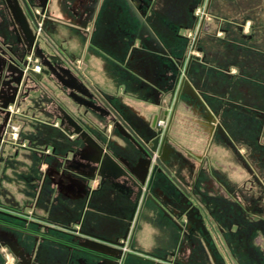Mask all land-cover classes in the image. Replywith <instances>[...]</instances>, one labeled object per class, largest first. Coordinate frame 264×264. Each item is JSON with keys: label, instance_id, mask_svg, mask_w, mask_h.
<instances>
[{"label": "crops", "instance_id": "crops-1", "mask_svg": "<svg viewBox=\"0 0 264 264\" xmlns=\"http://www.w3.org/2000/svg\"><path fill=\"white\" fill-rule=\"evenodd\" d=\"M30 1L38 7L39 2L35 5ZM141 1L145 3L141 10L143 21L162 48L175 58L187 50L195 59L187 73L188 82L220 114L221 135L211 137L198 131V138H207V147L203 141L194 145L186 138L178 140L183 149L192 150L199 159L194 172L181 168L178 159L172 163L173 171L189 184L193 178L198 195L210 196L208 183L217 186L220 182L248 202L255 197L253 181L259 178L264 183V145L259 148L254 142L261 135L264 143V12L252 22L237 18L244 14L242 0ZM78 2L47 1L46 13L52 21L45 24L46 38L39 42L40 50L58 70L66 68L69 79L89 84L91 91L113 106L141 138H147L153 115L169 108L166 101L162 108L156 104L157 91L152 85L163 72L160 54L137 47L141 40L148 41L141 35V22L134 13L138 12L139 2L101 0L84 32L76 27L79 21L70 11ZM202 3L204 7L208 3V12L204 22L199 18L196 23L192 10ZM237 20L241 21L237 27L239 36L232 32ZM14 28L4 1L0 0V67L7 59L18 61L24 57ZM195 36L199 49L191 50ZM26 57L29 64H36L33 54ZM250 60L256 62L255 66L249 64ZM233 67H238L242 77L246 75L245 83L242 80L237 85L227 78L225 72ZM11 76H16L15 72ZM1 89L2 94H10V89ZM237 93L246 102L236 99ZM72 94L81 98L54 77L40 85H35L32 78H24L19 103L9 105L16 110L20 140L26 147L12 148L7 144L0 151V210L7 220L18 223L21 233L12 240L24 253L34 254L38 264H99L94 255L77 249L66 252L65 242L77 243L68 231L120 240L135 203V188L118 168H124L125 163L130 169L135 168L139 156L136 148L107 115L77 104L71 99ZM95 100L92 102L97 104ZM3 104L0 100V106ZM234 108H256L262 116L256 119ZM184 112L180 107L178 116ZM4 118L0 112V129ZM261 123L262 129L257 132ZM76 125L102 146L104 154L81 137ZM230 144H243L248 157L258 158V169L243 162ZM242 183L248 189L244 194L239 192ZM152 187L153 197L161 192L171 193L161 177L155 178ZM206 201L210 207L216 204L214 199ZM132 225L129 242L140 256L154 261L167 258L169 264H227L222 257L213 258L198 234H183L155 201H139ZM29 232L39 234V241L26 234ZM0 251V264L4 259L8 261L4 264H10L13 259L7 249L0 246ZM232 251L241 258L237 249ZM101 253L106 260L102 264L115 260L110 254ZM118 262L151 264L126 256Z\"/></svg>", "mask_w": 264, "mask_h": 264}, {"label": "flooded vegetation", "instance_id": "flooded-vegetation-1", "mask_svg": "<svg viewBox=\"0 0 264 264\" xmlns=\"http://www.w3.org/2000/svg\"><path fill=\"white\" fill-rule=\"evenodd\" d=\"M100 1L101 0H79L78 5L70 10L79 21L76 27L80 31L84 32L86 26L93 20ZM137 1L139 2L138 12L135 10L134 13L141 22V35L146 36L148 40L147 42L141 40L137 47L140 49L149 48L160 54L159 58L164 62L163 72L159 74L155 83L152 85L157 91L156 104L159 108H162L164 107V101H166L169 108V111L163 110V112L159 111L153 115L148 126L149 136L147 138H141L134 129L121 118L120 114L113 106L109 105L102 97H97L98 95L94 90L91 91L92 88L90 89L89 84L85 85L69 79L67 75L70 73L66 68L58 70L45 59L39 48V42L46 38L44 35L45 24L52 21L50 16L46 13V10L44 14L41 15L42 20L39 23V29L36 31L37 39L35 45L38 47L39 51L34 50L31 54H33L37 62L35 65H32L27 61L28 69L35 72L36 75L38 74V76H32L35 85L44 84V82H48L49 79L52 81L54 77L62 87L72 88L81 96V98H78L76 95L72 94L73 96L71 95V99H73L74 102L77 101L76 103L81 106L89 102L95 107L93 108L94 110L107 115L113 126L121 132L134 148H136L139 154L134 169H130L126 163L124 168L118 169V172L124 175L126 180L135 188V203L130 220L125 229V232L127 229L129 230L124 246L122 248L114 246L115 249L98 246L95 243L100 242L96 239L99 237L90 236L79 230L68 231L69 236H73L74 240H77L75 241L77 243L68 241L65 242L63 246L67 253L77 249V251L79 250L94 255V257L98 259L99 264L105 263L106 261L101 252L108 253L113 257L119 255V251L117 250H122L124 253L129 252L132 247L129 242L133 231L132 223L138 212L139 201L142 199L145 201H155L162 209L163 213L176 224L183 234H198L200 240L210 251L213 258H216V256L222 257L227 264H264V183L260 181L259 178H256L253 188H251L254 189L255 187L256 189L254 192L255 197L249 199L248 202L244 201V197L235 196L233 191L225 188L220 182L217 183V186L208 183L207 192L211 193L210 196L204 194L198 195L192 183L193 178L189 184L172 169V163H174V160L178 159L181 168L185 166L188 171L194 172L195 162H199V159L192 150L183 149L181 145H179L178 140L186 138L194 145H200L202 143V140L198 138V131H200L198 126L202 125L200 116L203 110L206 113L203 118L205 125L209 128V132L206 134L203 132L202 134L211 137H214V135H221L220 129L222 125L219 120L220 114L216 110L210 108L204 95L193 88L188 82L187 73L190 65L195 59L190 56L189 52L187 53V50L184 55L179 58L172 57L164 50L143 21V12L141 10L145 6V3L141 0ZM43 2L44 0H39V5ZM29 3L31 4V1ZM197 9H202L206 16L208 12V3L205 4V7L202 3L201 6H196L192 10L193 20L197 23L200 18L202 23L204 19L195 14ZM140 12L142 13L139 14ZM38 14H40V8L38 9ZM139 37L141 36H136V38ZM196 37L197 36H195V40L191 43L189 48L191 50L199 49L196 45ZM55 50L61 55V52L57 48H55ZM26 56L18 61H13L14 66L21 68L22 61L27 60ZM7 63L9 64L8 59L3 61L1 66L4 67ZM35 67H38L39 71H35ZM1 68L2 67H0V69ZM16 77H18V75H16ZM2 78L3 74L0 75V82L3 81ZM22 82L23 78L20 86ZM24 93H26V91ZM183 98L184 103L182 101ZM93 99H96L95 101H98V103H93ZM4 101L6 100H3V102ZM180 107L184 108L185 112L189 114L188 117L182 119V117L178 116ZM181 120L187 123V134H185L183 129L180 130L178 127ZM160 122L162 123L159 124ZM3 126L0 129V134ZM76 129L79 134L83 131L79 125H76ZM133 136L137 137L142 144L140 145L137 141V143L134 142V140H132ZM202 144L204 145V143ZM205 147H207V145H205ZM231 147L238 152V150L233 147V144ZM242 160L244 162V159ZM128 170H130V173ZM145 171H147L146 174H144ZM156 177H161L164 180L168 187L171 188L172 194L161 192L159 193L160 197H153L152 185ZM138 188L141 189L140 198H138ZM247 190L244 183H242L239 188L240 194L246 193ZM208 199H211V201L214 199L216 204L210 207L206 203ZM1 213L4 214V212ZM26 234L31 235L35 242H38L40 239L39 234L31 232ZM123 237L120 240H114V242L123 243ZM11 241L14 242L12 239L0 235V244ZM232 247L242 254L241 258L238 259L234 255ZM5 248L13 259L10 264H21L20 259L16 258L7 247ZM22 253L26 259H30L31 264H38L34 258V254H26L23 251ZM158 261L163 264H169L170 262L167 258H159L156 262ZM110 262L112 264H121L117 259H112Z\"/></svg>", "mask_w": 264, "mask_h": 264}, {"label": "water", "instance_id": "water-1", "mask_svg": "<svg viewBox=\"0 0 264 264\" xmlns=\"http://www.w3.org/2000/svg\"><path fill=\"white\" fill-rule=\"evenodd\" d=\"M3 1H4L5 6H6V9L8 10L10 19L14 24L15 28L13 31H14V34L16 37V41L21 47V50L23 52V56L30 55L32 53V51H34V50L39 51L38 47L35 45L36 39H37L36 31L39 29V23L42 20L41 15H43L45 10H46V3L48 0H44V2L41 5H38V7H35L32 4H30L28 0H3ZM36 8H38V9L40 8V14L35 12ZM21 65H22L21 68L15 67L14 62L11 59L9 61V65L6 67L4 66V67H2L3 69H1V71H3V73L6 75L5 80L0 82V100H2V101L6 100L3 102L4 104L0 106V112L5 114V118H4L2 126L6 123V120H7L8 106L9 105H17V103H19V101H18L19 86L21 84L22 78L24 81V78L26 80H28L29 78H32V76H34V75L38 76V74L36 75L35 72L28 69L27 60L26 61L23 60ZM14 72L16 75H18V77L11 76V74H13ZM1 88L10 89V94H2ZM84 106H86V108L91 109V110L93 108H95L89 102L85 103ZM220 132L223 133L222 129H220ZM81 137L85 138L86 142H88L98 153L104 154V150H103L102 146L99 143H97L95 140H93L90 136H88V134L86 132L82 131ZM130 138H132V137H130ZM132 140H134V142L137 141L138 143H140V145L142 144L139 141V139L135 136H133ZM104 156H106V155H104ZM99 161L100 160H96L95 162H99ZM118 169H120V168H118ZM146 173H147V171L144 172V174H146ZM141 183H143V182H141ZM138 190H139L138 198H140L141 189L138 188ZM128 230L129 229L126 230L125 235L123 237V243L114 242V241L106 240L103 238H96L100 242L95 243V244H97L98 246H102L104 248H109V249H115L114 246L122 248L124 246V242L126 241V239L128 237ZM0 246L7 247L10 250V252L16 258L20 259L21 264H31L30 259H26L24 257L22 251L14 242L11 241V242L1 243ZM117 251H119V255L117 257L114 256V258L117 260H121V259H123L124 256H126V257L136 258V259H139V260H142L145 262H149L151 264H163L160 261L156 262L154 260H150L148 258H144L142 256L135 254V250L132 247L130 248V251L126 252V253H124V251H122V250H117ZM108 256L113 257L112 255H108Z\"/></svg>", "mask_w": 264, "mask_h": 264}, {"label": "rangeland", "instance_id": "rangeland-1", "mask_svg": "<svg viewBox=\"0 0 264 264\" xmlns=\"http://www.w3.org/2000/svg\"><path fill=\"white\" fill-rule=\"evenodd\" d=\"M33 1H34L33 4H35V5L37 4L36 1L39 2V0H33ZM238 1H240V0H238ZM231 2L235 3V0H232ZM242 5H243V9H244V14L241 13V15H239L237 18L240 19V18L244 17V21L247 20V19L252 21V22L256 21L255 19L257 17H259L261 14H263V12H264V3L262 2V0H242ZM237 21H238L237 23H234V28H232V32L235 34V36H239V34H237V33H239V30L237 29V27H239V24H241L240 20H237ZM256 23H259V22H256ZM244 42H246V40H244ZM255 63H256L255 61H253V62H251V60L249 61V64L251 66H255ZM237 69H238V67H233L231 69H228V71L225 72V75L227 76V78L230 81H232L231 83H237V85H239L242 80H244V83H245L247 78H246V75H244V77H242L241 76L242 73H240L239 70H237ZM236 70L238 71V73H236ZM235 97L238 100H243V101L246 102V100L244 98L242 99L239 94L235 95ZM234 111H238V113L241 112L243 115H246V112H248L251 117H254L256 119H257V117L261 118V116H262V114H260V112L256 108H251L249 110L246 109V108H242V109L241 108L240 109L237 108ZM181 114H182L181 117H183V116L184 117H188L189 116V114H187L186 112H184V114L183 113H181ZM205 115H206V113L203 110L202 113H201V116H200L202 125H199L198 128L200 129V132H202V133L204 132L206 134L207 132H209L208 131L209 128H208L207 125H205V121H204V118H203V116H205ZM190 116H192V115H190ZM186 124L187 123H185V121L183 122L182 120H181V123L178 124V127L180 128V130L183 129L185 134H187V131H188V126ZM255 128H257V127H255ZM261 129H262V123H261L260 126H258V129L256 131L257 132L261 131ZM206 139H205V141L207 142ZM202 141H203V143L205 142L204 141V136H202ZM254 142L259 145V148H263L264 143L261 140V135H259L257 137V139L254 140ZM205 145H206V143H204V147H205ZM233 147L238 150L239 153L238 152L237 153H238L239 158L241 160L244 159V162L248 161V163H250L252 166L254 165V168L256 167L258 169V162H257L258 158L256 156H252V158L248 157L247 150H246V148H245V146L243 144L242 145H236V144L234 145L233 144ZM12 148H16V146H13ZM253 182L255 183V181H253ZM0 212H2V210H0ZM18 233H21V232H19V229H18V223L16 221L7 220L6 217L2 216V213H0V235H4V236H6V237H8L10 239L17 240L18 237H19ZM4 253H6V252H4ZM4 261L6 262L7 260L4 259ZM4 261H3V264L5 263Z\"/></svg>", "mask_w": 264, "mask_h": 264}, {"label": "built area", "instance_id": "built-area-1", "mask_svg": "<svg viewBox=\"0 0 264 264\" xmlns=\"http://www.w3.org/2000/svg\"><path fill=\"white\" fill-rule=\"evenodd\" d=\"M195 14L198 17H205V13H203L202 9H197ZM34 69L35 71H39L38 67H35ZM7 112V120L0 134V151L7 144H11L13 146H16L17 148H25V143L20 140V123L17 119L16 110L14 108H10L9 106ZM161 123L162 122H160L159 124Z\"/></svg>", "mask_w": 264, "mask_h": 264}]
</instances>
